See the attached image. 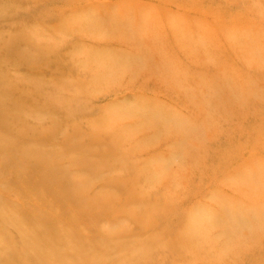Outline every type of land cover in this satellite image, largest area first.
<instances>
[{
	"label": "rangeland",
	"instance_id": "rangeland-1",
	"mask_svg": "<svg viewBox=\"0 0 264 264\" xmlns=\"http://www.w3.org/2000/svg\"><path fill=\"white\" fill-rule=\"evenodd\" d=\"M223 120L264 127V0H0V264H258L185 179Z\"/></svg>",
	"mask_w": 264,
	"mask_h": 264
},
{
	"label": "bare ground",
	"instance_id": "bare-ground-1",
	"mask_svg": "<svg viewBox=\"0 0 264 264\" xmlns=\"http://www.w3.org/2000/svg\"><path fill=\"white\" fill-rule=\"evenodd\" d=\"M98 18H100V20L102 19L103 22L106 19L105 16L104 17L100 16ZM120 19H121V22H124L126 24H128V22H131L130 17L120 18ZM96 24H97L96 25L97 27L98 23ZM149 58L152 59V57H149ZM143 59L145 60L143 61L144 63L140 64L138 68L144 71H148L150 69L151 72H148L149 75L157 74V71L162 67V66H160V68L158 67V70H157L156 66L152 67L153 65L149 62L148 58L145 57ZM173 68L169 69V71H172ZM152 69H156V71ZM157 78L159 79V77ZM161 79H165L164 82H166L165 85L166 84L168 85V86L166 85L168 89L173 84L171 82L172 79L169 80V79L160 77V80ZM157 83H160V81H158ZM188 116L194 117L193 114H189V112H188ZM223 124L225 126L224 128L221 129L220 126H219L220 129L217 127H216L217 129L214 128L216 130L215 133L209 137L206 136L208 133L206 132L205 129L201 128L199 130L198 136L194 139H196L197 142H200V146H197L196 144V145H193V147H189L192 153L191 154L192 156H190V158H188V151L185 150V156L187 154V162L188 163L191 162L190 163L191 165L189 164V168H192L190 174H187V171H186L185 175H187V178L185 179H188L189 182L194 185V187L198 186V184L202 185L201 187L195 188L196 190L194 189L193 191L194 195H197V196L201 195L202 190H200V188H202L203 186L205 188L210 189L212 186L217 185L218 189L216 190L212 189L211 195L215 194V195L225 196L227 198L230 197L231 201H233V204L236 205V207L239 206L245 210L244 216H264V210H261L263 209L262 207H264V162H263V168L262 166L258 165V162L260 161L259 158L264 159V153H261V154L258 153V150L260 149L264 151V127L262 128L261 132L252 133L251 131H249V129L248 131H244L245 130V128H243L244 125L241 126L239 124H234L233 122H230L228 120H223ZM260 125L262 126V124ZM218 129L222 130L220 134L218 132ZM201 147L202 148L204 147V149H202ZM135 160L137 159L135 158ZM184 181L185 183L187 182L186 180ZM180 184L181 183H179L178 186L182 187V185ZM256 185H259L261 189V193H259V191L257 190ZM262 196L263 198H261ZM259 208L261 209L258 210ZM262 222L263 223L260 226L259 230L253 229L251 231V234L252 236H256V237L258 236L260 240L264 241V219ZM252 240H253L252 238L251 240H248V239L245 240L246 242H248V244L247 246L243 245V247H246L247 249L243 248V250H240V249L238 250L242 252V256L243 254H246V253L248 254L247 256H251L254 263L257 262L258 264H264V253L263 251H260L261 248L257 245V243L260 244V241L258 239L256 241H252Z\"/></svg>",
	"mask_w": 264,
	"mask_h": 264
}]
</instances>
